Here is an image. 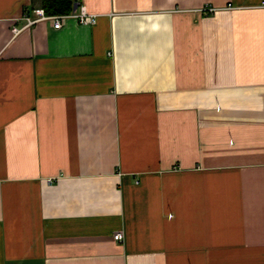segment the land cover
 Wrapping results in <instances>:
<instances>
[{
    "label": "crops",
    "instance_id": "1",
    "mask_svg": "<svg viewBox=\"0 0 264 264\" xmlns=\"http://www.w3.org/2000/svg\"><path fill=\"white\" fill-rule=\"evenodd\" d=\"M73 1L0 0V264H264L263 0Z\"/></svg>",
    "mask_w": 264,
    "mask_h": 264
},
{
    "label": "built area",
    "instance_id": "2",
    "mask_svg": "<svg viewBox=\"0 0 264 264\" xmlns=\"http://www.w3.org/2000/svg\"><path fill=\"white\" fill-rule=\"evenodd\" d=\"M264 5V0L262 2ZM83 3H73L72 9L68 13L64 14H47L42 7H26L24 11L18 16L13 18V26L11 27V37L17 36L21 31L29 29L36 23L42 20H50L54 28H60L63 20L68 17L76 18L82 24H94L96 23V14L87 11ZM212 10L209 8L208 11ZM112 237L116 241L123 240L122 231H115Z\"/></svg>",
    "mask_w": 264,
    "mask_h": 264
},
{
    "label": "trees",
    "instance_id": "3",
    "mask_svg": "<svg viewBox=\"0 0 264 264\" xmlns=\"http://www.w3.org/2000/svg\"><path fill=\"white\" fill-rule=\"evenodd\" d=\"M73 0H40V6L47 14H64L72 9Z\"/></svg>",
    "mask_w": 264,
    "mask_h": 264
}]
</instances>
